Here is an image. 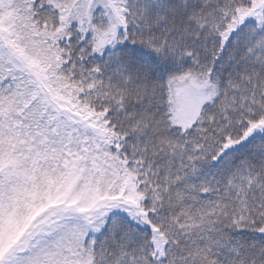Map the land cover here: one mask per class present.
Masks as SVG:
<instances>
[{
    "label": "snow or ice",
    "instance_id": "1",
    "mask_svg": "<svg viewBox=\"0 0 264 264\" xmlns=\"http://www.w3.org/2000/svg\"><path fill=\"white\" fill-rule=\"evenodd\" d=\"M0 264H264V0H0Z\"/></svg>",
    "mask_w": 264,
    "mask_h": 264
}]
</instances>
